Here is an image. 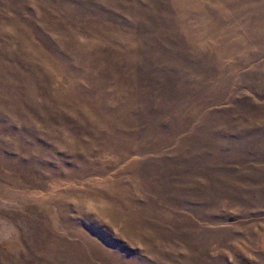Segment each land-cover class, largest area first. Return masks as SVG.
<instances>
[{
	"label": "rangeland",
	"instance_id": "1",
	"mask_svg": "<svg viewBox=\"0 0 264 264\" xmlns=\"http://www.w3.org/2000/svg\"><path fill=\"white\" fill-rule=\"evenodd\" d=\"M0 264H264V0H0Z\"/></svg>",
	"mask_w": 264,
	"mask_h": 264
}]
</instances>
